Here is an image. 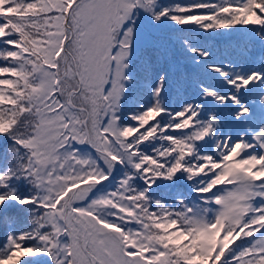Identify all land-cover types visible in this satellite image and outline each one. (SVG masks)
I'll use <instances>...</instances> for the list:
<instances>
[{
    "label": "snow or ice",
    "instance_id": "6c2138e0",
    "mask_svg": "<svg viewBox=\"0 0 264 264\" xmlns=\"http://www.w3.org/2000/svg\"><path fill=\"white\" fill-rule=\"evenodd\" d=\"M0 264H264V0H0Z\"/></svg>",
    "mask_w": 264,
    "mask_h": 264
}]
</instances>
